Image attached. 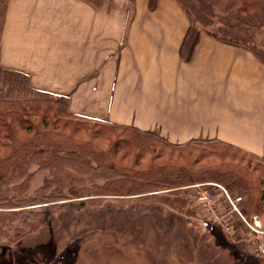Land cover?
I'll list each match as a JSON object with an SVG mask.
<instances>
[{"label":"crops","instance_id":"obj_1","mask_svg":"<svg viewBox=\"0 0 264 264\" xmlns=\"http://www.w3.org/2000/svg\"><path fill=\"white\" fill-rule=\"evenodd\" d=\"M189 26L173 0H7L0 65L72 115L264 162V62L203 32L182 57Z\"/></svg>","mask_w":264,"mask_h":264},{"label":"trees","instance_id":"obj_2","mask_svg":"<svg viewBox=\"0 0 264 264\" xmlns=\"http://www.w3.org/2000/svg\"><path fill=\"white\" fill-rule=\"evenodd\" d=\"M83 1L97 5L100 0ZM173 1L190 23L181 48L182 57L195 35L203 32L247 48L264 62V41L258 44L255 39L264 29V6L259 0ZM102 143L108 147L104 148ZM230 151L258 160L215 140L175 146L130 127L72 115L68 112L67 97L34 90L26 75L0 66V182L8 174L18 179L25 176L26 181L41 169L48 170L42 186L35 191L36 196L26 201L60 194L71 184L70 175L84 170V176L92 180L98 177L106 182L108 190L114 189L120 195H140L139 198L145 199H155L149 194L154 190L183 187L185 183H206L203 185H209L208 189L216 183L230 194L235 191V195L242 198L239 205L242 214L246 218L257 217L264 226V169L244 175V169L233 160H227ZM175 153L183 163L170 159ZM145 155H151V160L144 167L121 162L123 158H132L138 165ZM158 158H164L166 162L159 163ZM209 158L219 160L205 162ZM34 163L36 170L30 173ZM23 186L18 189L23 190ZM2 192L0 186V196ZM143 193L145 196L141 195ZM234 233L237 239L249 236L241 222ZM0 264H22V261L0 256Z\"/></svg>","mask_w":264,"mask_h":264},{"label":"rangeland","instance_id":"obj_3","mask_svg":"<svg viewBox=\"0 0 264 264\" xmlns=\"http://www.w3.org/2000/svg\"><path fill=\"white\" fill-rule=\"evenodd\" d=\"M5 1L0 0V37ZM259 1L264 6V0ZM255 39L258 44L263 43L264 29ZM103 147L108 146L103 144ZM228 155L227 160H233L244 169V175L264 169V162L258 158L250 160L231 151ZM179 157L175 153L170 159L181 164ZM124 159L121 160L123 165L128 161V165L138 168L146 166L151 155H145L138 165L132 158ZM218 160L209 158L205 162ZM158 162L166 161L158 158ZM34 165L30 173L35 172ZM84 171L72 173L71 184L60 194L36 197L32 202L26 200L36 196L35 191L42 186L48 170L41 169L26 181L25 176L18 179L10 174L3 178L0 182L3 191L0 206L5 207L0 208L2 258H20L22 264H260L247 251L249 236L234 238V232L230 235L223 232L218 223L201 212L195 198L200 189L214 193L216 204L223 212L228 209L225 196H217L220 193L217 187L208 189L209 185H203L206 183H185L183 187L154 190L149 194L155 199H145L108 190L106 182L98 177L92 180L84 176ZM21 186L23 190L18 189ZM228 194L239 197L235 191ZM242 197L245 200L246 197ZM258 221L264 231L260 219Z\"/></svg>","mask_w":264,"mask_h":264},{"label":"built area","instance_id":"obj_4","mask_svg":"<svg viewBox=\"0 0 264 264\" xmlns=\"http://www.w3.org/2000/svg\"><path fill=\"white\" fill-rule=\"evenodd\" d=\"M212 186L217 187L220 191L217 196L227 199L228 209L223 212V210L216 204V196L200 189L201 191L196 193L195 198L199 203L201 212L206 218L218 223L222 227V231L228 235L234 232L238 224L244 223L249 229V237L247 241V251L254 255L259 261L264 264V231L260 229V224L257 217L246 218L242 215L239 208V203L242 198L231 197L228 192L218 184H212ZM226 203V201H225Z\"/></svg>","mask_w":264,"mask_h":264}]
</instances>
